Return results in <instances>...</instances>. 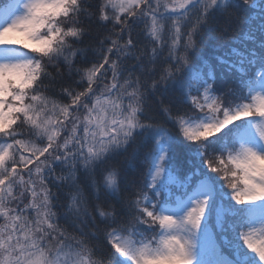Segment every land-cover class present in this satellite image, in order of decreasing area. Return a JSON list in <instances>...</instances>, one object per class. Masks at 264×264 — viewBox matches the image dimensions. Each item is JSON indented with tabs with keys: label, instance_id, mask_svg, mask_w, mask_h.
I'll list each match as a JSON object with an SVG mask.
<instances>
[{
	"label": "snow or ice",
	"instance_id": "6c2138e0",
	"mask_svg": "<svg viewBox=\"0 0 264 264\" xmlns=\"http://www.w3.org/2000/svg\"><path fill=\"white\" fill-rule=\"evenodd\" d=\"M0 264H264V0H0Z\"/></svg>",
	"mask_w": 264,
	"mask_h": 264
}]
</instances>
